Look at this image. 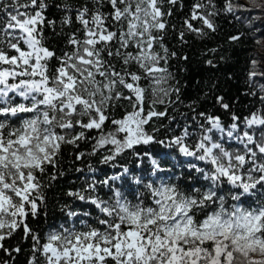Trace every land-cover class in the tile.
Listing matches in <instances>:
<instances>
[{"label": "snow or ice", "instance_id": "1", "mask_svg": "<svg viewBox=\"0 0 264 264\" xmlns=\"http://www.w3.org/2000/svg\"><path fill=\"white\" fill-rule=\"evenodd\" d=\"M249 2L0 0V264H264V107L169 116L170 34L207 39ZM66 146L115 171L76 168L50 220Z\"/></svg>", "mask_w": 264, "mask_h": 264}, {"label": "trees", "instance_id": "2", "mask_svg": "<svg viewBox=\"0 0 264 264\" xmlns=\"http://www.w3.org/2000/svg\"><path fill=\"white\" fill-rule=\"evenodd\" d=\"M233 0L235 4H244L251 7L249 0ZM187 2V0H186ZM257 3L264 4V0H257ZM224 0H217V6L223 8ZM187 10V9H185ZM180 13L173 21L179 23ZM239 17V19H237ZM218 25L217 32L209 34L207 39L187 37L188 43L179 45L171 39V46L178 56L186 55L187 60L174 59L171 61V71L174 72L179 81L180 102L169 110V116L174 117L173 127L176 123L183 124L186 118L193 115L192 109L196 112H207L220 116L226 123L230 121L231 113L241 117L264 107L260 97L264 96V67L262 65L264 54V12L245 11L238 8L235 13H224L215 18ZM240 35V39L229 42L228 37ZM257 41H259L257 43ZM217 49L216 52L210 51ZM211 59L215 67L209 66L206 61ZM257 61L255 67L252 61ZM257 75L250 79V73ZM254 93V95H253ZM222 96L224 103L229 104L230 109L226 111L216 102V97ZM157 121V126L160 125ZM169 120L163 121L168 125ZM179 131V128L176 129ZM81 151H88V147L82 145ZM75 149L66 146L60 167L63 175L55 181L48 190V202L45 211L49 219L60 217L57 201H63L66 197L63 193L70 187H75L72 182L81 174L76 172V168H85L87 164L101 169L103 172L111 174L114 169L107 165H101L95 157H87L84 160H75ZM77 183H79L77 181ZM37 230L45 227L43 223H33ZM6 245L14 246L16 239L6 241ZM25 253L17 257L19 264H23ZM0 255H3L0 253Z\"/></svg>", "mask_w": 264, "mask_h": 264}, {"label": "rangeland", "instance_id": "3", "mask_svg": "<svg viewBox=\"0 0 264 264\" xmlns=\"http://www.w3.org/2000/svg\"><path fill=\"white\" fill-rule=\"evenodd\" d=\"M243 3H245V1L244 0H241ZM261 53L262 54H264V50L263 51H261ZM264 58V57H263ZM262 65H263V67H264V59H263V61H262Z\"/></svg>", "mask_w": 264, "mask_h": 264}]
</instances>
